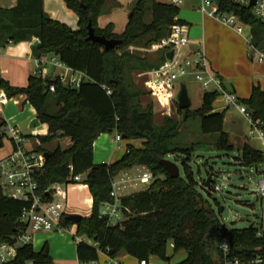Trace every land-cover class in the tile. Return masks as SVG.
<instances>
[{
    "label": "trees",
    "instance_id": "16d2710c",
    "mask_svg": "<svg viewBox=\"0 0 264 264\" xmlns=\"http://www.w3.org/2000/svg\"><path fill=\"white\" fill-rule=\"evenodd\" d=\"M63 2L77 16L76 28L50 17L44 9V0H16L13 7H0V47L36 37L39 43L32 48L35 58L54 55L66 67L82 72L87 80L76 88L65 85L60 77L43 79L31 75L26 87H15L0 79V89L8 99L25 95L40 123L47 126V134L38 136L39 148L50 154L38 177L44 199H50L44 191L52 184L70 185L77 176L85 175L84 183L92 198L90 215L83 216L77 224L66 218L68 214L61 220L65 226H75V236L96 244L85 239L78 242V261L97 262L101 252L108 249L111 257L124 252L137 261L149 262L154 256L171 264L170 248L172 256L186 252V257L174 264H221L220 220L199 190L201 187L209 195L216 183L212 179L207 189L206 179L198 182L191 172L189 162L199 143L186 146L176 143L182 124L193 118L199 120L201 132L209 137L212 147L224 152L234 150L223 129L224 113L213 111L219 92H204L196 109L180 110L177 103L176 113L181 119L165 116L157 124L152 104H143L147 93L136 81V74L164 65L166 53L160 51L151 59L149 53L129 49V46L154 47L168 39L175 23L184 24L178 18L179 7L155 0H135L124 30L116 33L112 22L104 27L98 23L106 0ZM220 8L240 15L251 28V44L264 51V21L254 17L249 8L229 0L223 1ZM89 22L95 34L118 39L120 44L105 51L103 45L87 40ZM51 85L54 93L49 91ZM240 103L249 111L253 127L264 134V90L254 85L250 96ZM5 123L1 121L0 127ZM114 132L125 137L122 156L112 163L95 164V140L103 133ZM4 137L0 135V147ZM63 137L70 139V146L65 148L57 143L53 148L46 147ZM170 156L184 158V175L180 173L175 178L169 175L162 160H171ZM239 160L248 167H258L264 164V153L245 145ZM136 166L148 169L154 178L145 189L119 197L124 219L109 224L108 218L101 215L102 206L115 202L112 191L118 175ZM212 172L215 170L210 167L207 177ZM27 205L8 197L0 186V244L12 241L19 233L18 221ZM229 234L232 253L236 255H243L249 247L260 243L254 226L229 229ZM29 262L53 264L48 243L40 251H35L32 244L21 246L16 257L4 264Z\"/></svg>",
    "mask_w": 264,
    "mask_h": 264
},
{
    "label": "built area",
    "instance_id": "2783aa9c",
    "mask_svg": "<svg viewBox=\"0 0 264 264\" xmlns=\"http://www.w3.org/2000/svg\"><path fill=\"white\" fill-rule=\"evenodd\" d=\"M217 0H199L198 10L211 18L223 23L226 26L234 28L239 34L244 35V23L242 17L234 11L222 10L221 4L225 0H221L217 4ZM235 5L243 8H249L251 14L257 19L264 21V0H229ZM169 5L179 7L183 4V0H167ZM177 17L175 18V20ZM249 26V25H248ZM250 27V26H249ZM245 36V35H244ZM252 34L250 28V36L245 40L249 50L255 49L251 44ZM36 43L39 39L34 37ZM191 39L188 36V29L185 24L175 23L171 28L168 39L158 44L153 49H163L165 53L172 51L171 58L166 57L164 65L159 68L146 69L139 71L136 78L140 80L143 77L150 79L152 91L158 95L164 105V115L173 116L172 102L178 103V98L174 94L176 81L185 76H194L197 81L202 84L204 91H218V98H223L227 105H238V99L234 93L225 89L223 80L210 67L206 55L200 49L190 50ZM130 50H137L138 47L129 46ZM261 59V58H260ZM47 64L53 67H64L66 72L60 77L65 85L78 88L84 81L82 72L74 71L64 65L58 58L54 56L48 60L44 56L38 60V70L34 75L43 79L47 78ZM68 71L78 73L81 77L69 76ZM105 89L106 86H103ZM166 89V92H164ZM51 93L55 92L54 86L49 87ZM110 94L111 90L107 89ZM217 98V99H218ZM6 94L0 89V107L7 100ZM240 111L244 113L252 124V117L244 105H238ZM0 135L9 137L11 141V150L0 159V186L6 195L13 199H17L27 203V207L19 218V233L15 235L10 242L0 244V264L12 261L19 247L32 244L36 234L58 232L64 233L69 231V226L62 224L61 220L67 214V201L69 189L75 187H87L84 183L85 175H79L75 178L76 182L70 185L63 183H54L47 188L44 193L50 196L49 200H45L43 191L39 189L38 177L43 173L47 158L46 151L41 150L38 138L33 141L22 131L8 123L0 127ZM122 136L119 133L115 135V141L121 142ZM120 145V144H119ZM259 175L258 187L256 194L264 203V164L258 167H251ZM84 178V179H83ZM154 176L151 171L145 169L136 178V182L141 184L149 183ZM80 186V187H79ZM118 183H113L112 195L115 197L114 203H104L101 209V215L108 218L109 224H116L123 219L122 208L119 204ZM221 186L215 184L214 191H220ZM254 226V225H253ZM255 234L259 240V244L249 247L243 255L232 253V243L229 229L220 222L218 231V248L222 254L221 264H264V219L254 226ZM85 238L75 236L76 243ZM90 244L92 240L85 239ZM96 245V244H93ZM101 254L105 257L103 264H125L121 257H111L108 249ZM31 264V262L27 263ZM137 264H149L146 260H140Z\"/></svg>",
    "mask_w": 264,
    "mask_h": 264
},
{
    "label": "crops",
    "instance_id": "0c3cea01",
    "mask_svg": "<svg viewBox=\"0 0 264 264\" xmlns=\"http://www.w3.org/2000/svg\"><path fill=\"white\" fill-rule=\"evenodd\" d=\"M15 4L16 0H0V7L3 8H10ZM194 4L197 5L198 9L199 0H195L191 6ZM44 9L50 17L57 19L53 16V12L47 9V0H44ZM180 20H182L187 26L188 36H190L191 33L194 34L192 38L189 37L191 39V44L189 46L190 50L200 49L203 51L209 61L211 69L223 80L225 89L235 94L240 105H242L240 101L247 99L250 96L254 85H258L264 90V51L257 49L249 50L244 35L239 34L234 28L226 26L203 13L199 15V13L196 12L186 11L183 19ZM35 44L36 42L34 38H32L31 40L10 43L5 47H0V79L7 80L15 87H26L29 77L34 75L39 67V59L35 58L32 54V48ZM137 50L149 53L151 59H154L158 52L163 51L161 49H153L152 47H141ZM51 56L53 57L54 55ZM59 68H61L60 71L58 70V67H53L51 65V68L49 69L46 66L47 78L54 79L56 77H61L62 74L66 72V69L64 67ZM139 84L146 91L147 96L150 97L154 105L158 107L157 110L161 114L163 120L165 117L163 114L165 108L158 95L152 91L150 79L148 77H143L139 80ZM164 92H166V89H164ZM174 94L175 96L178 95L176 89L174 90ZM11 100L13 106H17V109H14L13 112L10 111L9 115H4L3 107L5 105L8 106ZM5 103L0 107V122L5 121L6 123L14 125L20 129V127H24L28 122L31 123V121L37 117L35 109L26 101V96L23 94L7 99ZM172 104L173 113L175 114L177 103L175 101L172 102ZM238 105H227L223 98H218L213 104V111L224 113L223 129L229 135V139L234 146L232 152L237 154V157L235 158L238 159L240 164H243L239 160V156L245 145L264 153V134L259 129L253 127L249 118L240 111ZM154 115L156 118V113H154ZM162 120L156 123L159 124ZM22 133L25 134L23 131ZM60 139L58 140L60 141ZM112 139V134L103 133L95 140L93 145V160L95 164L112 163L122 156L123 152H120L122 150L118 151L122 147L121 144L113 146ZM62 140L63 141L59 143L62 147L66 148L70 146V139L64 137ZM135 143L137 144V142ZM123 148L125 147L123 146ZM134 169L139 173L137 176L131 174ZM143 170V167L136 166L130 170L123 171L118 175L116 182L119 186V189H117L119 197L146 188L136 189L139 184H141L136 182V178ZM86 195L90 196L88 187L81 189L73 186L70 188L68 192L67 214H72L71 211H69L70 207L75 209L74 207L78 205L80 207H85L87 209L86 213L83 214L80 209L73 210V213L82 216H89L91 213L92 198L90 196L91 202L89 205H86L83 203ZM72 229L73 230H69L68 232L71 234V238L69 235H63L60 239L61 246H63V249H61L62 252H56L54 250L53 245L56 244V240L53 236H50L49 233H42L44 234V237L47 238H45L44 241L42 239L39 240L35 248L33 247L34 250L40 251L43 245L48 243L49 253L53 258V264H62L63 262L69 264H82L77 259V243L75 241L74 225H72ZM101 255L102 254H100V257ZM184 255H186V252L183 256ZM119 257L122 258L125 264H137L138 262L135 258L124 252H122ZM103 258L104 263L105 257L103 256ZM152 258L156 257L153 256ZM99 260L97 262L84 264H98Z\"/></svg>",
    "mask_w": 264,
    "mask_h": 264
},
{
    "label": "rangeland",
    "instance_id": "374dc122",
    "mask_svg": "<svg viewBox=\"0 0 264 264\" xmlns=\"http://www.w3.org/2000/svg\"><path fill=\"white\" fill-rule=\"evenodd\" d=\"M158 2H166L167 0H155ZM183 4L179 6V14L178 18L183 19L186 11L196 12L201 15L200 11L197 9V5L192 3L195 0H183ZM135 0H106L103 14L99 17L100 26H106L108 23H113L115 25V32L121 33L124 30V27L128 20V15L130 14ZM185 3V4H184ZM187 6V7H185ZM191 7V8H189ZM47 9L53 12V16L62 22L70 25L73 28L77 26V16L72 11L66 8L63 0H47ZM244 35L249 38L250 36V27L248 25H244ZM194 36L193 33L189 36L192 38ZM139 47V46H138ZM150 47V46H149ZM141 47H139L140 49ZM163 50V49H162ZM140 51V50H135ZM164 51V50H163ZM52 56H48V60H50ZM57 58L56 56H54ZM47 67L50 69L51 65L47 64ZM61 68L58 67L60 71ZM64 70V69H63ZM62 70V71H63ZM67 74L69 76H75L76 78L81 77L78 73H72L68 71ZM84 80H87L86 77H83ZM139 83V80H136ZM176 91L179 95L181 91L182 85H185L187 89V93L189 99L191 101V108H198L201 104L202 96L204 94V89L202 84L195 79L194 76H185L176 81ZM177 95V98L179 97ZM147 103L153 104L154 113H156L155 122H160L162 120V116L157 110L158 107L154 105L150 97L146 95L143 100V104ZM6 104V103H5ZM17 106H13V102L11 100L8 106L3 107L4 115H9L10 111H14ZM175 116L178 119H181V115L175 113ZM20 129L25 133L27 137L32 139L34 142L38 140V136H44L47 134V126L45 124H41L36 128H30V122L24 127H20ZM109 134V133H107ZM116 132L112 133V145L116 146L121 144V148L118 150H122L120 152H124L125 144L123 141L116 142L115 141ZM64 138V137H63ZM62 138V139H63ZM62 139L54 141L50 145L46 146L48 148H53L57 142L60 143L63 141ZM211 140L207 135H204L201 132L200 122L198 119L190 118L181 127V134L178 138V144L182 146L191 145L193 143H199L196 145L195 150L192 152L191 161L189 162V166L191 167V172H193L194 178L200 182L201 179L207 178V171L210 167L216 172V175L213 177V180L216 184L221 186L220 191L212 190L208 195L204 189L199 187L200 192L202 193L205 200L208 202L209 206L213 209L215 214L219 217V220L222 224L225 225L227 229H241L249 227L250 225H258L262 219H264V203L260 200V198L256 194V189L258 187L259 175L256 173L251 167H248L244 164H240L238 162L237 154L234 152H224L218 149H215L210 145ZM139 141H137V145H139ZM64 144V143H61ZM123 148V149H122ZM11 149V141L9 137H4L2 140V146L0 147V159H2ZM170 159L176 161L180 167L181 175H184V170L182 166L183 157L180 159L175 158L174 156H170ZM133 176H137L139 173L134 169L131 173ZM141 174V173H140ZM84 179V178H83ZM150 183V182H149ZM139 184L136 189L145 188L149 185ZM5 194L7 192H4ZM217 202V203H216ZM220 207V212H219ZM224 210L221 212V208ZM76 210L80 209L83 214L86 213L85 207H80L76 205L74 207ZM72 207L69 208V211L73 213ZM84 216V215H83ZM124 219V217L122 218ZM69 230H73L72 226L69 227ZM67 232L58 233L51 232L50 236H53L56 240V244H54V250L56 252H62L63 246H61V237L63 235H69L71 238V234ZM48 234V233H47ZM44 234H36L34 241L32 243L33 247L38 244L39 240H45ZM185 251H181L178 254L172 256V250L168 249V255L171 256L170 263L174 264L180 262L185 258ZM103 256L101 255L98 264H103ZM69 264V263H62ZM71 264V263H70ZM76 264V263H74ZM84 264V263H82ZM149 264H167L166 262L160 260L159 258H150Z\"/></svg>",
    "mask_w": 264,
    "mask_h": 264
},
{
    "label": "water",
    "instance_id": "95a60500",
    "mask_svg": "<svg viewBox=\"0 0 264 264\" xmlns=\"http://www.w3.org/2000/svg\"><path fill=\"white\" fill-rule=\"evenodd\" d=\"M216 2H217V4H220L221 0H217ZM87 28H88L87 40H90L92 42L99 43V44L103 45L105 51L114 50L120 44V40H118V39H107L106 37H104L102 35L95 34L94 28L92 27L90 22H89ZM171 56H172V51H168L166 53V57L171 58ZM190 107H191V101L189 99L187 89H186L185 85H182V88H181V91H180L179 97H178V109L186 110ZM185 117H186V112L184 113V118ZM39 125H40V121L37 117H35L30 123V128H36ZM124 138L125 137L123 136L122 139H124ZM49 157H50V154L46 152L47 160L49 159ZM162 163L166 167L169 175L172 178L180 176V167H179L177 162L169 160V159H164V160H162ZM215 175H216V172H212L206 178V185L205 186L207 189L210 187V185H211L210 182ZM223 210H224V208L222 207L221 212ZM82 217L83 216L80 214L72 213V214H68L66 218L69 221H71L72 223L77 224ZM250 226H253V225H250Z\"/></svg>",
    "mask_w": 264,
    "mask_h": 264
},
{
    "label": "bare ground",
    "instance_id": "6f19581e",
    "mask_svg": "<svg viewBox=\"0 0 264 264\" xmlns=\"http://www.w3.org/2000/svg\"><path fill=\"white\" fill-rule=\"evenodd\" d=\"M79 187H80V186H79ZM80 188L83 189L84 187H80ZM90 202H91V198H90V196H87V195H86V197L84 198L83 203L86 204V205H89Z\"/></svg>",
    "mask_w": 264,
    "mask_h": 264
}]
</instances>
